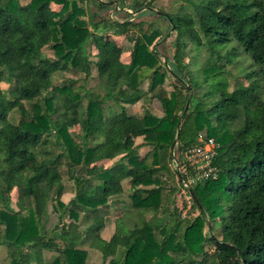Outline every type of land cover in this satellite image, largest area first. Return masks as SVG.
Instances as JSON below:
<instances>
[{"label": "trees", "instance_id": "trees-1", "mask_svg": "<svg viewBox=\"0 0 264 264\" xmlns=\"http://www.w3.org/2000/svg\"><path fill=\"white\" fill-rule=\"evenodd\" d=\"M154 1L0 0V264H264V0ZM202 134L218 175L191 185L186 219L172 163Z\"/></svg>", "mask_w": 264, "mask_h": 264}, {"label": "rangeland", "instance_id": "rangeland-1", "mask_svg": "<svg viewBox=\"0 0 264 264\" xmlns=\"http://www.w3.org/2000/svg\"><path fill=\"white\" fill-rule=\"evenodd\" d=\"M21 1H24V0H21ZM178 3L179 2L176 0H155L153 3V7L156 9L164 8L167 11H173L178 6ZM121 10H123V12H125V13L128 12V13L134 14L133 9H127V8L123 7ZM118 39H122V36H119ZM233 45H234V43L231 42L227 45V48L230 49ZM130 46H131V44L125 43V49L121 55L122 59L124 61L128 60ZM43 52L49 56L53 55L52 49L49 46H45L43 48ZM206 57H207L206 51L202 50L200 55H199V60L203 61L206 59ZM161 59L163 60V57H161ZM210 61L212 62L213 59H211ZM246 63L247 62H242L239 64L233 63L232 65L227 66V68L230 72L227 75V83H228L229 87H232L237 79L241 80L243 83H247V80L245 78L241 77V76H243V74L247 70ZM64 75L67 77H75V75L73 73H70V72H67ZM170 83H171L170 80H167L165 82V87L167 88V90L172 89ZM1 87L6 90L7 89L6 83L1 82ZM136 93H139V92H136ZM137 95L138 94H133V92H131V91L125 92V97L127 100L134 99ZM25 105L28 109L30 108L29 102H25ZM131 105H133V107H135L136 110H142V108L144 107L143 103L139 100H135L134 104H131ZM147 106L155 114H157V115L162 114L161 107L157 101H155V100L150 101ZM8 118L13 123L18 122V120L20 118L18 110H16V109L12 110L9 113ZM202 136H204V135L202 134ZM143 139H144L143 135L136 136V137H130L128 139V143L130 146L135 147L138 144H140L143 141ZM145 150H146V147H141L139 149V151L141 153H143ZM174 155H175L174 158H176V153ZM176 161L178 162V160H176ZM114 162H115L114 159L111 161H106L103 163V166H109V167H113V168L117 169V166H114V164H113ZM172 166L174 168V163H172ZM175 188H176V192L174 195L175 196V203L178 206V208L181 210L182 216L187 217L186 219H192L198 213L197 209L192 204V197H190L189 194L187 193V191L185 189H182L178 183L177 184L175 183ZM124 189H125V192L122 195V198L129 201V193L127 192V190L129 189L128 183L124 182ZM69 192L70 191H67V192L60 195V199L62 200V202H67L72 197L73 194L69 193ZM11 195H12V199L16 198V189H13L11 191ZM218 226H219V222L215 221L212 224V226H210V225L205 226V230L208 231L210 228L214 233H218V231H219ZM84 227L85 226H81L79 223L71 222L69 225V231L65 236L68 238H71V239L77 238L81 234V232L83 231ZM113 228H114V221H113L112 216H110L105 222V228L103 230V233L105 235H109L111 233V231L113 230ZM212 247H213V245L211 242L207 241L205 243V249L208 250V249H211ZM87 263L88 264H101V259L95 253L90 252L88 254V257H87Z\"/></svg>", "mask_w": 264, "mask_h": 264}, {"label": "built area", "instance_id": "built-area-1", "mask_svg": "<svg viewBox=\"0 0 264 264\" xmlns=\"http://www.w3.org/2000/svg\"><path fill=\"white\" fill-rule=\"evenodd\" d=\"M217 147L218 144L213 138L200 135L196 144L183 151L181 163L174 159V167L181 175L180 187L190 197L191 185L217 177L218 170L213 164Z\"/></svg>", "mask_w": 264, "mask_h": 264}, {"label": "crops", "instance_id": "crops-1", "mask_svg": "<svg viewBox=\"0 0 264 264\" xmlns=\"http://www.w3.org/2000/svg\"><path fill=\"white\" fill-rule=\"evenodd\" d=\"M126 91H131V92H133V94H137L136 92H138V91H135V90H130V89H127ZM133 106V105H132ZM133 108H135V107H133ZM111 161V160H110ZM127 192L129 193L130 192V190L128 189L127 190ZM69 193H72V192H69ZM73 194V193H72ZM73 196V195H72ZM122 198V197H121ZM123 199V198H122ZM13 200H15V199H13ZM66 203V202H65ZM104 234V233H103ZM36 255L39 257V258H41V256H42V253H41V250H38V251H36Z\"/></svg>", "mask_w": 264, "mask_h": 264}, {"label": "water", "instance_id": "water-1", "mask_svg": "<svg viewBox=\"0 0 264 264\" xmlns=\"http://www.w3.org/2000/svg\"><path fill=\"white\" fill-rule=\"evenodd\" d=\"M127 9H131V8H127ZM143 9V8H142ZM141 9H138L137 11H135L134 13H136V12H138V11H140ZM163 61L166 63V60H165V58L163 57Z\"/></svg>", "mask_w": 264, "mask_h": 264}]
</instances>
